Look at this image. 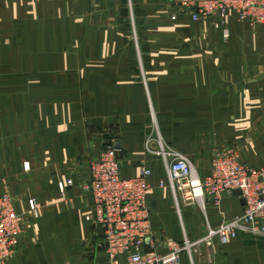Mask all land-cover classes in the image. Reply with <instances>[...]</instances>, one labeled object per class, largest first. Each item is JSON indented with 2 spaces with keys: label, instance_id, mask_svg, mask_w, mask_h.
I'll use <instances>...</instances> for the list:
<instances>
[{
  "label": "crops",
  "instance_id": "crops-1",
  "mask_svg": "<svg viewBox=\"0 0 264 264\" xmlns=\"http://www.w3.org/2000/svg\"><path fill=\"white\" fill-rule=\"evenodd\" d=\"M226 24L228 39L170 0H0V196L14 197L24 224L7 264H109L88 190L91 161L108 146L123 178L152 170L158 253L244 215L234 193L177 205L161 152L204 177L215 151L231 147L264 171V26ZM208 253L195 264H264V237L216 239ZM179 264L192 262L183 254Z\"/></svg>",
  "mask_w": 264,
  "mask_h": 264
},
{
  "label": "built area",
  "instance_id": "built-area-1",
  "mask_svg": "<svg viewBox=\"0 0 264 264\" xmlns=\"http://www.w3.org/2000/svg\"><path fill=\"white\" fill-rule=\"evenodd\" d=\"M181 14H189L193 23H208L224 31L229 38L227 22L234 17L239 23L253 27L264 26V0H170ZM178 15H171L176 21ZM164 154L168 184L178 205L183 195L187 201L203 202L212 198L219 202L224 193H240L245 202L244 215L210 229L202 239L184 243L168 240L167 252L156 250L151 224L148 195L152 170L143 167L138 177L123 178L118 150L106 147L91 161L88 190L94 201V215L90 217L97 235L103 242L98 248L105 250L109 264H179L181 255L187 254L192 264L211 262L207 253L216 239L227 243L241 233L264 237V171H256L242 163L239 153L231 147L215 151L209 174L201 177L189 159L177 153ZM170 158V159H168ZM70 180L67 185H72ZM164 183H161L163 186ZM65 183H59L64 192ZM30 211L37 216L36 201L29 202ZM24 230L23 218L17 212L15 199L10 193L0 196V264H7L17 252ZM206 250V251H205Z\"/></svg>",
  "mask_w": 264,
  "mask_h": 264
},
{
  "label": "water",
  "instance_id": "water-1",
  "mask_svg": "<svg viewBox=\"0 0 264 264\" xmlns=\"http://www.w3.org/2000/svg\"><path fill=\"white\" fill-rule=\"evenodd\" d=\"M234 194H236V195H240V193H239V192H237V191H236ZM244 203H245V202H244Z\"/></svg>",
  "mask_w": 264,
  "mask_h": 264
},
{
  "label": "rangeland",
  "instance_id": "rangeland-1",
  "mask_svg": "<svg viewBox=\"0 0 264 264\" xmlns=\"http://www.w3.org/2000/svg\"><path fill=\"white\" fill-rule=\"evenodd\" d=\"M174 6V5H173ZM174 9H176L177 11H179V9L178 8H176L175 6H174Z\"/></svg>",
  "mask_w": 264,
  "mask_h": 264
}]
</instances>
